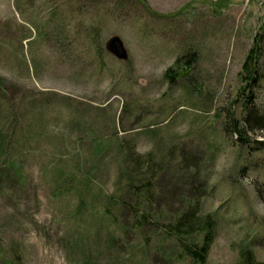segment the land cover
I'll use <instances>...</instances> for the list:
<instances>
[{
	"label": "rangeland",
	"instance_id": "rangeland-1",
	"mask_svg": "<svg viewBox=\"0 0 264 264\" xmlns=\"http://www.w3.org/2000/svg\"><path fill=\"white\" fill-rule=\"evenodd\" d=\"M262 1L0 0V127L14 161L0 169V264H79L81 250L93 261L96 234L130 219L104 214V194L148 179L154 219L195 200L211 217L205 264H241L242 249L264 262V127L243 123L247 96L264 120V72L250 87L241 69ZM113 35L126 60L104 48ZM136 153L153 169L129 172ZM83 173L96 197L77 212L56 182ZM75 237L82 248L67 252ZM127 250L91 264H158Z\"/></svg>",
	"mask_w": 264,
	"mask_h": 264
},
{
	"label": "trees",
	"instance_id": "trees-1",
	"mask_svg": "<svg viewBox=\"0 0 264 264\" xmlns=\"http://www.w3.org/2000/svg\"><path fill=\"white\" fill-rule=\"evenodd\" d=\"M261 4L264 7V0ZM241 69L244 70L246 74L244 77L247 86L251 87L252 84H255L261 79L262 73L264 72V23L260 25L256 33H254L251 46L247 50L241 64ZM167 76L169 79H173L170 72L167 73ZM6 103H8V100ZM243 113V123L248 130L261 129L264 127L263 117L257 112V107L252 103V99L250 100L249 96H247L245 100ZM40 118L41 117H39V119ZM3 130L4 129L0 127V169L4 168L7 170L13 167L14 161L11 160V155L7 151L9 148V142L7 141V137H10L9 130L7 132H4L6 129ZM238 138L240 139V137ZM129 158L133 163V169L129 170V172H132L134 175H136V173L140 174L143 164H146L144 167L145 170L153 169V163H151L150 159L147 157L141 160L142 155L136 153ZM82 175L83 177L81 176L78 179H74V175L65 176L62 180L55 178L58 180L56 184H60V182L66 184L67 190L71 191L73 197L76 198L77 205L75 207L78 208L77 212L81 207L90 205L92 207L93 204L91 201L89 202L88 199L92 196L96 197V194L87 185L90 180L88 173H83ZM125 189L127 191H123V189L118 191L114 190L104 194L103 198L105 201L103 213H112L115 216H117L116 214L124 213L125 216H129L130 219L120 222V225H116V219H113L112 221L116 228L114 229V234L111 231H106L103 235L96 234L99 241V248L96 258L94 257L93 261L82 255L83 250L79 251L82 257L78 253L72 252L75 261L79 264H91L92 262H96L98 256L101 254L118 251L125 245L128 249L127 251H129L131 260H133L138 252L142 257L140 261L144 258L145 261L158 262V264L160 262H170V264H172L174 259L184 257L195 264H205L206 255L213 238V220L208 215H200L199 203L197 200L178 209L177 212L172 213L171 217L165 220L154 219L151 214L156 210L157 202L155 201L154 203L152 200L153 187L150 179L146 180L145 183H138L135 185L129 183L126 185ZM54 191L58 192V194L63 192V190H60V185H55ZM99 196L97 195V200L102 199V196ZM96 228L98 230L100 229L98 227ZM148 230H150L152 234H156V232L160 234L164 238L165 245H159L157 244L158 242H154L151 246L150 236L147 234ZM135 233L138 237L143 238V245L141 247H138L139 245L137 243H130L129 237H134ZM66 241L67 252L76 245L78 249L82 248V245H78L79 239L77 237L71 241L66 239ZM122 242L123 244H120ZM237 256L241 264H264L263 261L255 259L250 249L239 250ZM13 257L14 258L10 260L11 264H19L17 260L18 257Z\"/></svg>",
	"mask_w": 264,
	"mask_h": 264
},
{
	"label": "water",
	"instance_id": "water-1",
	"mask_svg": "<svg viewBox=\"0 0 264 264\" xmlns=\"http://www.w3.org/2000/svg\"><path fill=\"white\" fill-rule=\"evenodd\" d=\"M104 48L107 52H109L112 56H114L118 60H126L127 53L123 44L118 36L113 35L109 37L104 44Z\"/></svg>",
	"mask_w": 264,
	"mask_h": 264
}]
</instances>
